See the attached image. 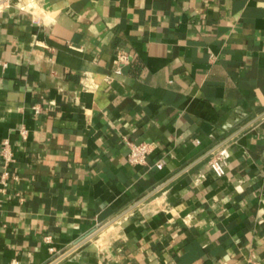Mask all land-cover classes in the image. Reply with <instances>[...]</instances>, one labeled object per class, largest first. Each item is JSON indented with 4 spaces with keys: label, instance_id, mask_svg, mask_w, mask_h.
<instances>
[{
    "label": "crops",
    "instance_id": "1",
    "mask_svg": "<svg viewBox=\"0 0 264 264\" xmlns=\"http://www.w3.org/2000/svg\"><path fill=\"white\" fill-rule=\"evenodd\" d=\"M0 264H264V0H0Z\"/></svg>",
    "mask_w": 264,
    "mask_h": 264
},
{
    "label": "built area",
    "instance_id": "2",
    "mask_svg": "<svg viewBox=\"0 0 264 264\" xmlns=\"http://www.w3.org/2000/svg\"><path fill=\"white\" fill-rule=\"evenodd\" d=\"M115 65V72L118 74H121L123 72V68L130 62V57L128 53L124 50H119L113 60ZM35 112H40L41 108L40 106H34L33 107ZM27 130L26 128L21 129L22 136H27ZM154 151L153 146L149 142H141V143H129V153H128V160L133 165H139V164H146L148 157L152 152ZM1 156L3 160V174L1 176L2 182L6 183L5 181L8 179L10 175L9 166L12 162H14V154L13 150L11 148V144L8 140H5L2 143L1 148ZM209 165L211 170L220 178L224 177L226 175V165L223 161V158L218 155L214 154L212 155ZM158 166L161 168L163 166V163L160 162ZM50 237H46V240H50Z\"/></svg>",
    "mask_w": 264,
    "mask_h": 264
},
{
    "label": "water",
    "instance_id": "3",
    "mask_svg": "<svg viewBox=\"0 0 264 264\" xmlns=\"http://www.w3.org/2000/svg\"><path fill=\"white\" fill-rule=\"evenodd\" d=\"M143 201H144V200H143ZM140 202H142V201H140ZM140 202L137 203L135 206H137L138 204H140ZM119 218H120V217H119ZM117 219H118V218H117ZM117 219H116V220H117ZM116 220H114V221H116ZM114 221H113V222H114ZM113 222H111L110 224H112ZM93 236H94V234H93ZM93 236H91V238H92Z\"/></svg>",
    "mask_w": 264,
    "mask_h": 264
}]
</instances>
